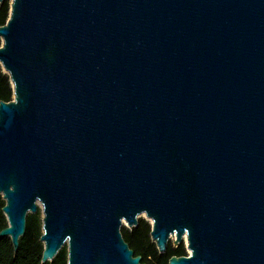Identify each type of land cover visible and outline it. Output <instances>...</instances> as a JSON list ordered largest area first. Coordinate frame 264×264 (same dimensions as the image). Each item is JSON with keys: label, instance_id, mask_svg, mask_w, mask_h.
Returning a JSON list of instances; mask_svg holds the SVG:
<instances>
[{"label": "water", "instance_id": "water-1", "mask_svg": "<svg viewBox=\"0 0 264 264\" xmlns=\"http://www.w3.org/2000/svg\"><path fill=\"white\" fill-rule=\"evenodd\" d=\"M5 0H0V5ZM0 65V195L42 264H264V0H11Z\"/></svg>", "mask_w": 264, "mask_h": 264}, {"label": "trees", "instance_id": "trees-1", "mask_svg": "<svg viewBox=\"0 0 264 264\" xmlns=\"http://www.w3.org/2000/svg\"><path fill=\"white\" fill-rule=\"evenodd\" d=\"M10 0H5L0 5V27L4 26L10 14ZM2 41L0 39V47ZM13 99V89L7 74L3 72L0 65V102H10ZM5 202L0 196V232L8 224L3 207ZM125 242L134 251V256H140L143 264H169L171 257L187 256L183 244L174 247L170 242L166 254H160L156 244L151 240V227L148 223L140 221L138 226L131 232L121 230ZM42 236V217L37 213L27 217V228L25 235L20 240L17 252L9 238L0 240V264H42L43 244L40 242ZM68 251L65 247L52 263L46 264H67Z\"/></svg>", "mask_w": 264, "mask_h": 264}, {"label": "rangeland", "instance_id": "rangeland-1", "mask_svg": "<svg viewBox=\"0 0 264 264\" xmlns=\"http://www.w3.org/2000/svg\"><path fill=\"white\" fill-rule=\"evenodd\" d=\"M10 1H11V0H10ZM0 196H1V195H0ZM39 207H40V208H39V210H38L37 213H39V215H41V217H43L42 208H41V206H39ZM37 213H36V214H37ZM36 214H28V216L36 215ZM138 218H139V222H140V221H144V222L148 223V224L150 225V227H151V221H150L149 219H147L146 216H145L144 214H143V215H140ZM122 229L131 232L134 228H130L126 222H123ZM173 240H175L174 237H172L171 240H170V243H171L172 245H173ZM182 244H183L184 247H185V251H186V253H187V256H189V255L191 254V251H189V250L187 249V243H186V241H184ZM180 245H181V244H180ZM173 246H174V245H173ZM174 247H176V246H174Z\"/></svg>", "mask_w": 264, "mask_h": 264}]
</instances>
